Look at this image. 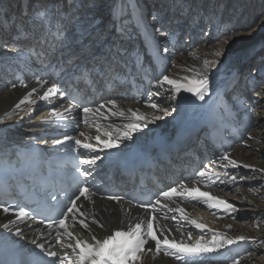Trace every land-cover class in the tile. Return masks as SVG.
Segmentation results:
<instances>
[{
	"label": "bare ground",
	"instance_id": "6f19581e",
	"mask_svg": "<svg viewBox=\"0 0 264 264\" xmlns=\"http://www.w3.org/2000/svg\"><path fill=\"white\" fill-rule=\"evenodd\" d=\"M6 1L0 0V10ZM32 2L37 9L27 8L23 15L12 17L13 9L8 14L12 33L0 43V62L21 53L24 47L18 48L33 43L44 26L47 34L61 39L59 50L73 62L99 56L101 62L92 68L111 71L121 79L143 78L152 88L153 99L145 102L124 100L125 94L116 101L106 100L96 112L99 124L78 132L83 133L84 145L111 153L104 159L119 157L153 138L166 139L205 117L213 121L212 132L226 129V135L234 128L244 132V140L236 141L225 157L207 160L200 174L204 180L178 190L205 193L214 201H201L199 209L169 205V217L159 221L156 237L140 240V250L127 258L129 263L178 264L155 251L159 238L188 251L199 250L206 264H264V60L254 66L252 76H246L253 64L250 60L264 57V4L257 7L245 1L243 6L239 0ZM187 10L191 14L186 16ZM117 16L129 25L120 33L111 29ZM205 31L209 35L197 43L195 38ZM122 33L132 43L121 46ZM187 44L192 46L184 52ZM236 77H242V83L235 84ZM50 86L5 89L0 85V137H41L52 114L50 107L61 103L51 98ZM20 122L22 126L16 127ZM83 206L72 212L76 228L61 231L65 252L51 238H44L42 228L28 227L27 221L0 210V264L43 260L55 254L65 264H90L107 235L128 218H136L135 211L100 200L92 210Z\"/></svg>",
	"mask_w": 264,
	"mask_h": 264
},
{
	"label": "rangeland",
	"instance_id": "374dc122",
	"mask_svg": "<svg viewBox=\"0 0 264 264\" xmlns=\"http://www.w3.org/2000/svg\"><path fill=\"white\" fill-rule=\"evenodd\" d=\"M32 1V0H31ZM239 1H241V3L243 4V6L245 5L244 3H245V1L246 2H248V4L249 5H251V4H253V5H257V7L258 6H260V3L262 4H264V0H262V2L260 1V2H258L257 0H239ZM33 3V2H32ZM46 4V2H44V5ZM246 6V5H245ZM248 7V6H247ZM30 8H32V9H37V5H32V6H30ZM190 12V13H189ZM191 14V11L190 10H187L186 12H185V14L184 15H190ZM149 15H150V17H151V13H149ZM179 15V14H178ZM197 17H199L198 15H197ZM263 19H262V30H264V15H263V17H262ZM203 23V22H202ZM111 24H112V22H111ZM207 27V26H206ZM208 32V31H207ZM207 32L205 31V32H203L202 33V35L204 34V36L205 37H207L209 34H207ZM205 37H203V39L205 38ZM264 60V57L263 56H261V57H258V58H256L254 61H253V64H251L250 65V67L248 68L249 69V71H251V74H250V76L251 75H253V73H254V70H252V68L254 69V66L255 65H257V64H259L260 62H262ZM259 127V126H258ZM239 178H240V176H239Z\"/></svg>",
	"mask_w": 264,
	"mask_h": 264
}]
</instances>
